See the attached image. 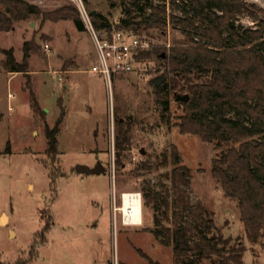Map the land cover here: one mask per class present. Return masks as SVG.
<instances>
[{
    "label": "rangeland",
    "instance_id": "1",
    "mask_svg": "<svg viewBox=\"0 0 264 264\" xmlns=\"http://www.w3.org/2000/svg\"><path fill=\"white\" fill-rule=\"evenodd\" d=\"M18 1L37 9L15 22L14 30L0 31V47L12 49L22 63L28 43L31 90L45 119L33 111L28 77L8 72L0 52V264H175L172 248L147 232L154 227V211L143 199L140 226L123 225L120 210L124 193L142 196L144 184L167 183L163 175L174 168L172 147L191 170L192 201L211 211L224 238L245 244L244 264H264V242L249 241L237 201L225 196L212 176L215 146L182 134L183 107L174 93L161 95L153 84L163 76L161 62L153 57L142 70L113 75L110 85L90 72L97 61L92 37L69 17L84 24L82 11L90 17L95 11L118 24L122 0ZM165 2L166 33L151 31L150 38L155 46L170 47L186 38L171 18L182 11L174 9L172 0ZM246 2L264 14V0ZM235 22L255 26L243 14ZM47 43L50 53L44 51ZM62 114L59 155L48 156L45 125L53 128ZM121 124L129 133L119 156ZM98 163L105 170L100 174L76 171L77 165Z\"/></svg>",
    "mask_w": 264,
    "mask_h": 264
},
{
    "label": "trees",
    "instance_id": "2",
    "mask_svg": "<svg viewBox=\"0 0 264 264\" xmlns=\"http://www.w3.org/2000/svg\"><path fill=\"white\" fill-rule=\"evenodd\" d=\"M165 1L122 0L123 16L118 24L100 14L91 18L97 30L126 29L152 37L151 31L166 33ZM0 4L2 32L14 30L15 22L37 9L18 0ZM171 4L182 11V16L171 18L176 20L185 42L170 47L157 45L140 59L155 57L161 62L168 84L166 90L159 87L161 95H189L187 103H179L184 111L179 124L181 133L198 136L215 146L218 153L211 172L214 180L225 196L237 201L249 241L264 242V14L246 0H172ZM147 10L153 12L149 14ZM238 14L251 17L255 26L236 25ZM139 15H143L141 21L137 20ZM71 17L80 30H85L78 17ZM0 52L6 55L8 72L28 77L33 111L44 120L45 113L31 90L28 43L22 63L12 49L0 47ZM163 105L168 113V100ZM63 117L64 114L53 128L45 125L48 156L59 155L57 136ZM128 133L129 128L121 124L117 137L119 156L128 142ZM6 152H10V143ZM170 164L174 168L163 175L167 183H146L141 189L144 205L154 211V227L147 232L161 245L172 248L175 264H244L245 244L239 239L233 243L231 238H224L211 211L202 202L192 201L191 170L181 164L176 147H172Z\"/></svg>",
    "mask_w": 264,
    "mask_h": 264
},
{
    "label": "built area",
    "instance_id": "3",
    "mask_svg": "<svg viewBox=\"0 0 264 264\" xmlns=\"http://www.w3.org/2000/svg\"><path fill=\"white\" fill-rule=\"evenodd\" d=\"M82 16L95 47L97 61L90 70L92 74L103 78L110 85L113 75L143 69L148 60L140 59V56L153 51L155 47L149 36L126 29L97 30L85 10L82 11ZM44 51L51 52L50 44L44 45ZM121 213L124 220V213Z\"/></svg>",
    "mask_w": 264,
    "mask_h": 264
},
{
    "label": "bare ground",
    "instance_id": "4",
    "mask_svg": "<svg viewBox=\"0 0 264 264\" xmlns=\"http://www.w3.org/2000/svg\"><path fill=\"white\" fill-rule=\"evenodd\" d=\"M124 206L121 212L124 213V222L128 225H140L143 222L142 202L139 193H124L123 195ZM7 220L3 218V222Z\"/></svg>",
    "mask_w": 264,
    "mask_h": 264
},
{
    "label": "water",
    "instance_id": "5",
    "mask_svg": "<svg viewBox=\"0 0 264 264\" xmlns=\"http://www.w3.org/2000/svg\"><path fill=\"white\" fill-rule=\"evenodd\" d=\"M96 15V12L93 11L91 12V16ZM153 84L156 87H161L163 86V88L166 90L168 88V84L166 83V79L164 76L161 77H157L156 79H154ZM175 101L180 103H187L189 101V95L188 94H175ZM76 171L79 174H85V175H92V174H100L102 172H104V168L102 166L101 163H98L95 167H89V166H85V165H77L76 167ZM140 198H141V194L139 193Z\"/></svg>",
    "mask_w": 264,
    "mask_h": 264
},
{
    "label": "crops",
    "instance_id": "6",
    "mask_svg": "<svg viewBox=\"0 0 264 264\" xmlns=\"http://www.w3.org/2000/svg\"><path fill=\"white\" fill-rule=\"evenodd\" d=\"M70 72L72 73V72H74V71H70ZM141 200H142V196H141ZM142 223H143V222H142ZM142 223H141L140 225H142ZM122 224L125 225V226H128V224H125L124 221L122 222ZM140 225H138V226H140ZM134 226H136V225H134ZM167 248H170V247H167Z\"/></svg>",
    "mask_w": 264,
    "mask_h": 264
}]
</instances>
